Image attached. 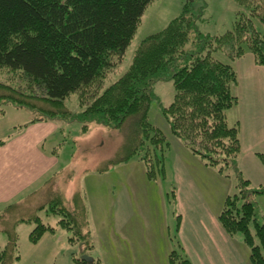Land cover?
Returning <instances> with one entry per match:
<instances>
[{"label": "trees", "instance_id": "obj_1", "mask_svg": "<svg viewBox=\"0 0 264 264\" xmlns=\"http://www.w3.org/2000/svg\"><path fill=\"white\" fill-rule=\"evenodd\" d=\"M152 1L0 0V68L20 72L28 83V98L45 106L64 108L66 98L78 93L80 112H53L43 105H31L25 97L14 100L18 102L14 107L33 112L36 121L66 116L70 122L112 130L132 124L134 142H128L131 145L126 149L131 152L125 159L140 156L146 176L152 180L162 173V152L170 147L166 134L148 120L156 100L152 88L157 82L171 81L173 99L160 107L168 135L199 157L204 166L236 174L239 191L225 198L218 221L228 235H242L251 264H264V215L252 199L264 196V188L250 187L238 169V127L226 120L228 110L238 102L233 93L237 75L230 64L216 57L221 54L234 61L248 52L256 65L264 67V0H233L242 9L236 12L230 30L219 36L199 33L196 16L184 8L165 28L140 42L128 70L104 89L105 76L122 61ZM191 38V49L186 50ZM0 98L8 103L13 100ZM150 147L161 156L150 154ZM74 198L73 210L65 209L56 198L45 205L49 212L62 216L60 228L73 231L70 241L84 237L81 231L87 225L85 205L81 201L77 208L78 197ZM32 220L37 225L29 235L30 242L37 243L46 232H53L38 217ZM7 235L8 244L0 249V264L18 259L16 235ZM173 257L178 258V264H190L176 251L169 255L172 263ZM79 263L92 264L74 259V264Z\"/></svg>", "mask_w": 264, "mask_h": 264}, {"label": "rangeland", "instance_id": "obj_2", "mask_svg": "<svg viewBox=\"0 0 264 264\" xmlns=\"http://www.w3.org/2000/svg\"><path fill=\"white\" fill-rule=\"evenodd\" d=\"M184 8L196 16L197 31L211 36H219L230 30L236 12L242 9L233 0H153L144 10L122 61L105 76L104 89L128 70L140 42L165 28ZM257 25L263 29L261 24ZM193 41L191 38L186 50L191 49ZM216 57L221 56L219 54ZM27 86L20 72L0 68V97L3 95L9 100L13 98L11 103L0 98V141L8 143L38 117L25 108L14 107V100L22 101L24 97L31 105H43V102L28 98L30 91H25ZM152 92L156 100L148 112L149 123L162 130L170 141L172 138L167 134L168 125L161 115L160 107H166L173 99L172 82H157ZM78 95L70 94L63 103L64 108H56L51 104L43 106L53 112L66 109L75 114L80 112ZM60 117L39 118L58 126L44 143V149L56 157L57 165L43 185V182L39 183L40 187L0 207V249L8 244L9 233L16 235L15 255L18 259L13 264H74V259L82 256L92 259V264H178L177 257H173V263L169 258L172 251L180 253V248L178 250L175 244L178 214L175 213L174 192L181 186L176 181L175 148L170 146L162 152L163 171L149 180L140 156L125 159L128 151V155L131 152L126 148L131 145L128 142L133 141L132 124L126 123L123 128L112 130L93 123L84 125L81 122H70L66 116ZM149 153L161 156L159 151L151 147ZM181 158V165H186L190 170L195 187L207 191L203 194L207 203L214 204L221 191L227 196L238 193L239 180L232 170L219 172L218 166L200 165L199 157L189 151L188 155ZM123 195L127 203L121 205ZM74 197H78L77 208L81 201L85 205L87 225L81 231L84 237L70 241L69 238L75 236L73 231L60 228L59 220L62 216L49 212L45 205L56 198L60 199L65 209L73 210ZM252 199L261 213L264 209L261 195ZM121 212L125 221L120 227ZM80 216L81 221L83 214ZM34 217L55 230L46 232L37 243L29 240L31 231L37 225L32 220ZM81 222L84 223V220ZM164 224L170 227L169 235L164 232ZM232 236L243 239L239 233ZM149 238L156 239L151 243L161 250H156V260L147 258Z\"/></svg>", "mask_w": 264, "mask_h": 264}, {"label": "crops", "instance_id": "obj_3", "mask_svg": "<svg viewBox=\"0 0 264 264\" xmlns=\"http://www.w3.org/2000/svg\"><path fill=\"white\" fill-rule=\"evenodd\" d=\"M220 56L218 59L230 64L237 75L233 93L238 102L226 114L227 123L238 127L240 154L237 166L250 187L264 188V67L256 65L252 54L248 52L234 61ZM48 121L31 122L24 132L16 133L18 135H14L8 143L0 141V207L40 187L39 183L43 182V185L54 171L57 159L44 149V143L58 126ZM169 143L177 153L176 181L181 185L174 192L175 213L178 214L175 244L178 250L180 248L179 254L184 255L190 264H251L249 250L243 244V239L228 235L218 221L227 195L221 191L214 204L207 203L203 197L207 191L196 188L190 170L186 165H181V156L188 155V151L174 138ZM123 197L120 199L121 205L127 203L126 196ZM261 198L264 205V196L261 195ZM261 214L264 215V209ZM124 221L121 212L120 227ZM164 225V232L169 235L170 227ZM148 240L147 258L156 260V250L159 248L152 245L156 239Z\"/></svg>", "mask_w": 264, "mask_h": 264}, {"label": "water", "instance_id": "obj_4", "mask_svg": "<svg viewBox=\"0 0 264 264\" xmlns=\"http://www.w3.org/2000/svg\"><path fill=\"white\" fill-rule=\"evenodd\" d=\"M80 259L83 261H92V259L88 258L87 256H82Z\"/></svg>", "mask_w": 264, "mask_h": 264}]
</instances>
